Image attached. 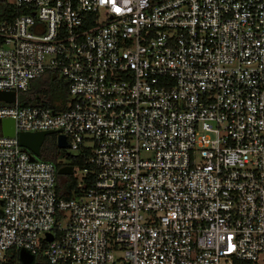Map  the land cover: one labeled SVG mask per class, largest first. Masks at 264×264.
Returning a JSON list of instances; mask_svg holds the SVG:
<instances>
[{"label":"built area","instance_id":"built-area-1","mask_svg":"<svg viewBox=\"0 0 264 264\" xmlns=\"http://www.w3.org/2000/svg\"><path fill=\"white\" fill-rule=\"evenodd\" d=\"M0 89V264H264V0H0Z\"/></svg>","mask_w":264,"mask_h":264},{"label":"trees","instance_id":"trees-1","mask_svg":"<svg viewBox=\"0 0 264 264\" xmlns=\"http://www.w3.org/2000/svg\"><path fill=\"white\" fill-rule=\"evenodd\" d=\"M66 92L65 81L56 76L50 70H45L39 76L29 80V87L22 91L20 103L38 102L49 106L57 107L54 103L56 98L64 99ZM63 148L58 147L55 142V133L51 132L44 135L39 146L38 156L55 162L57 168L60 166V158ZM75 177L72 173H58L55 175V190L58 195L68 197L72 195V188Z\"/></svg>","mask_w":264,"mask_h":264},{"label":"water","instance_id":"water-1","mask_svg":"<svg viewBox=\"0 0 264 264\" xmlns=\"http://www.w3.org/2000/svg\"><path fill=\"white\" fill-rule=\"evenodd\" d=\"M14 92L12 90H1L0 99L12 100ZM0 125L3 134L10 135L13 133V120L11 117L0 118ZM53 132L50 129L36 130V131H18L17 137L20 145L31 150L35 155L39 154V146L47 133ZM56 145L58 147H64L67 145L64 135L62 133L56 134ZM32 156L30 155V158ZM58 173H70L71 168L69 164L61 165L57 168ZM18 257L22 264H28L31 260V254L26 250L20 248L18 251Z\"/></svg>","mask_w":264,"mask_h":264},{"label":"rangeland","instance_id":"rangeland-1","mask_svg":"<svg viewBox=\"0 0 264 264\" xmlns=\"http://www.w3.org/2000/svg\"><path fill=\"white\" fill-rule=\"evenodd\" d=\"M21 93H22V91H19L18 92V96H20L21 95ZM21 97V96H20ZM48 134V133H47ZM46 135V134H45ZM63 149H64V151H69V148L68 147H63ZM65 160V159H64Z\"/></svg>","mask_w":264,"mask_h":264},{"label":"snow or ice","instance_id":"snow-or-ice-1","mask_svg":"<svg viewBox=\"0 0 264 264\" xmlns=\"http://www.w3.org/2000/svg\"><path fill=\"white\" fill-rule=\"evenodd\" d=\"M117 11H119V9H117Z\"/></svg>","mask_w":264,"mask_h":264}]
</instances>
